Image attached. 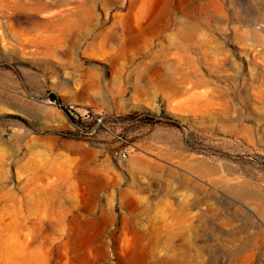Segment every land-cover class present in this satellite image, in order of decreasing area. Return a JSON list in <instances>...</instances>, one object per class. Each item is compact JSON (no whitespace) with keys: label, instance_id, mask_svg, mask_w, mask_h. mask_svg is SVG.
Listing matches in <instances>:
<instances>
[{"label":"rangeland","instance_id":"374dc122","mask_svg":"<svg viewBox=\"0 0 264 264\" xmlns=\"http://www.w3.org/2000/svg\"><path fill=\"white\" fill-rule=\"evenodd\" d=\"M0 264H264V0H0Z\"/></svg>","mask_w":264,"mask_h":264},{"label":"bare ground","instance_id":"6f19581e","mask_svg":"<svg viewBox=\"0 0 264 264\" xmlns=\"http://www.w3.org/2000/svg\"><path fill=\"white\" fill-rule=\"evenodd\" d=\"M142 16H144L143 12H138L136 16H133L130 12L126 16L127 19L125 20V29L121 36H119L121 48L124 50H126L128 46L134 45L141 37H144L147 40L160 37L162 30L165 29L164 26L160 24L163 23L160 10L157 9L153 11L143 24L141 23ZM197 32L198 30L195 29L185 28L183 31L178 29L173 34V40L175 41V39H177L176 41H181L186 46H188L190 43H192L193 39L197 35ZM173 40L169 41L174 42Z\"/></svg>","mask_w":264,"mask_h":264},{"label":"trees","instance_id":"16d2710c","mask_svg":"<svg viewBox=\"0 0 264 264\" xmlns=\"http://www.w3.org/2000/svg\"><path fill=\"white\" fill-rule=\"evenodd\" d=\"M52 98H53V100H56L57 99L56 96H54V95L52 96Z\"/></svg>","mask_w":264,"mask_h":264}]
</instances>
